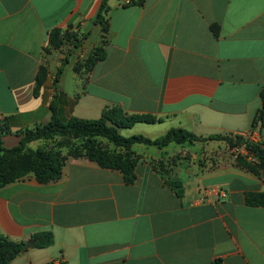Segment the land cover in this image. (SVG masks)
I'll return each instance as SVG.
<instances>
[{
  "label": "crops",
  "instance_id": "0c3cea01",
  "mask_svg": "<svg viewBox=\"0 0 264 264\" xmlns=\"http://www.w3.org/2000/svg\"><path fill=\"white\" fill-rule=\"evenodd\" d=\"M102 2L0 0L8 148L19 144L16 132L48 124L53 106L63 120H97L114 107L162 120L124 130L126 137L155 140L182 128L264 148V125L253 128L264 89V0H110L108 34L94 24ZM55 28L80 43L68 46L74 51L45 50ZM97 31L99 42L88 45ZM96 47L104 60L95 61ZM41 67L48 75L39 87ZM130 150L132 183L122 171L81 159L69 161L58 181L0 188L3 236L26 243L49 231L55 238L10 264H264V208L245 203L246 192L264 191V178L252 171L256 157L225 140ZM170 179L184 184L182 198L166 185Z\"/></svg>",
  "mask_w": 264,
  "mask_h": 264
},
{
  "label": "trees",
  "instance_id": "16d2710c",
  "mask_svg": "<svg viewBox=\"0 0 264 264\" xmlns=\"http://www.w3.org/2000/svg\"><path fill=\"white\" fill-rule=\"evenodd\" d=\"M110 0H103L99 13L94 21L102 27L104 34H108L109 20L107 18L109 13L108 2ZM145 0H136L132 4L143 6ZM65 35L61 28H55L49 34L48 47L45 49L48 53L51 51H59L64 45ZM83 40V39H82ZM76 42L75 44H77ZM95 61H102L105 59V51L103 47H96L93 50ZM67 60L62 62V66L58 69L55 79V85L58 84L64 72V66ZM92 60L88 63L87 68H90ZM48 75V70L41 67L38 86L40 87ZM37 92V91H36ZM162 122L161 119L147 114H128L119 107L105 110L101 118L97 120H86L72 117L69 120H63L58 116L56 106H53V116L51 121L46 125L35 126L32 129L16 132L19 136L20 142L17 146L6 148L3 146V139L12 133L9 119H0V156L4 158L17 157L27 159L32 156L34 159L31 166H26V173H33L37 181L41 184H47L58 181L62 178V166L56 164L50 153L42 151V149H32L31 145L39 141H50L57 137H66L73 139L88 140V148L86 157L90 161L97 163L103 168H111L122 171L128 183H132L135 178V168L137 160L135 155L118 153L108 156L107 152L92 141L94 138H103L113 144L119 149L130 150L133 145L143 144L146 146H154L159 149L169 145L170 143L184 144L187 141H207V140H225L234 147H244L249 154L257 158L258 163L252 169L253 173L259 177L264 178V148L260 143H255L244 139L241 136L236 138L212 136L209 138H201L185 129L176 128L168 131L164 136L152 140L143 135H132L126 137L120 133V130H129L138 124H157ZM258 124L264 125V89L261 92V108L254 120L253 128ZM243 162L242 158L238 159ZM5 159L0 161V174L5 172ZM166 185L172 191L182 198L185 194L184 184L180 181L167 180ZM245 203L249 207L264 208V191H248L245 193ZM32 239L36 240L34 248L46 249L53 246L55 238L52 232L44 231L35 234ZM27 249L25 243H15L0 233V264H10L11 261ZM212 264H224L223 259L218 258Z\"/></svg>",
  "mask_w": 264,
  "mask_h": 264
},
{
  "label": "rangeland",
  "instance_id": "374dc122",
  "mask_svg": "<svg viewBox=\"0 0 264 264\" xmlns=\"http://www.w3.org/2000/svg\"><path fill=\"white\" fill-rule=\"evenodd\" d=\"M100 34L98 31L92 35L91 39L88 42V45L91 43H97L99 42ZM76 41V40H75ZM75 41L65 36L64 45L62 46V53L69 54L74 49L71 47L69 48V45H74ZM80 44V43H77ZM75 57H70V63L75 62ZM69 75L71 76V73L69 71ZM120 133L122 135H126L128 131L120 130ZM92 141H94L96 144H98L100 147H102L106 152L108 156H112L118 153L122 154H131L133 153L131 150H120L110 142H108L106 139L103 138H94ZM88 140L86 139H73V138H66V137H57L50 141H39L35 142L31 145L32 149H42V151L46 153H50L52 155L53 161L62 166V172H64L65 166L69 161H75V160H81V159H87L86 153L88 148ZM3 146L8 148L5 140L3 139ZM5 159V165L7 166L5 169V172L0 174V188L6 187L8 185L14 184L16 182L22 181V180H28L30 178L36 177L33 173L27 174L26 168L28 166H31L33 164L34 159L32 156H29L27 159L17 158V157H8L4 158V156H0V161ZM89 160V159H88ZM27 166V167H26Z\"/></svg>",
  "mask_w": 264,
  "mask_h": 264
},
{
  "label": "water",
  "instance_id": "95a60500",
  "mask_svg": "<svg viewBox=\"0 0 264 264\" xmlns=\"http://www.w3.org/2000/svg\"><path fill=\"white\" fill-rule=\"evenodd\" d=\"M36 240H30L25 243L27 248H33L35 246Z\"/></svg>",
  "mask_w": 264,
  "mask_h": 264
},
{
  "label": "built area",
  "instance_id": "2783aa9c",
  "mask_svg": "<svg viewBox=\"0 0 264 264\" xmlns=\"http://www.w3.org/2000/svg\"><path fill=\"white\" fill-rule=\"evenodd\" d=\"M133 2H132V0H123V5L124 6H129V5H131Z\"/></svg>",
  "mask_w": 264,
  "mask_h": 264
}]
</instances>
